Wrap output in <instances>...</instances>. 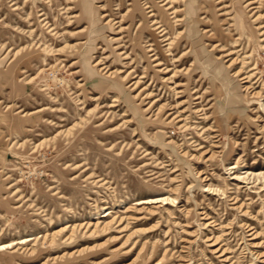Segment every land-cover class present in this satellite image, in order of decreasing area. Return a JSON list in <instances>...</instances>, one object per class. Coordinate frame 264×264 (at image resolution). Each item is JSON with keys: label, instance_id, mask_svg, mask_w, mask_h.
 Instances as JSON below:
<instances>
[{"label": "rangeland", "instance_id": "obj_1", "mask_svg": "<svg viewBox=\"0 0 264 264\" xmlns=\"http://www.w3.org/2000/svg\"><path fill=\"white\" fill-rule=\"evenodd\" d=\"M5 245L264 264V0H0Z\"/></svg>", "mask_w": 264, "mask_h": 264}, {"label": "bare ground", "instance_id": "obj_2", "mask_svg": "<svg viewBox=\"0 0 264 264\" xmlns=\"http://www.w3.org/2000/svg\"><path fill=\"white\" fill-rule=\"evenodd\" d=\"M108 223V222H107ZM106 223V224H107ZM96 225H97V223H95ZM105 224V227L107 226ZM89 225V224H88ZM206 225V224H205ZM95 228V227H94ZM30 241V239L29 238H23L22 239V241H20V242H17L16 244H25V243H27V242H29ZM8 246L7 245H5V246H0V251H3L4 249H6Z\"/></svg>", "mask_w": 264, "mask_h": 264}]
</instances>
